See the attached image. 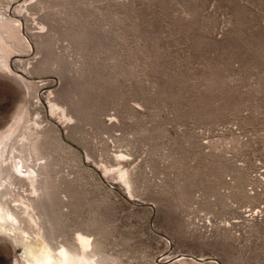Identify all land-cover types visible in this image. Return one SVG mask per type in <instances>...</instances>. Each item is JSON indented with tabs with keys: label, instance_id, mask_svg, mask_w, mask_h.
Here are the masks:
<instances>
[{
	"label": "rangeland",
	"instance_id": "374dc122",
	"mask_svg": "<svg viewBox=\"0 0 264 264\" xmlns=\"http://www.w3.org/2000/svg\"><path fill=\"white\" fill-rule=\"evenodd\" d=\"M14 1L31 50L27 83L0 73V129L46 126L68 227L119 264H264V0ZM0 264L24 249L0 237Z\"/></svg>",
	"mask_w": 264,
	"mask_h": 264
},
{
	"label": "bare ground",
	"instance_id": "6f19581e",
	"mask_svg": "<svg viewBox=\"0 0 264 264\" xmlns=\"http://www.w3.org/2000/svg\"><path fill=\"white\" fill-rule=\"evenodd\" d=\"M14 2L0 0V5L7 7L4 10L0 8V73L27 83L24 72H19L15 66L21 60L20 57L31 49L29 40L23 33L21 14L15 13L18 6L13 10ZM24 4L19 5L22 12L27 9ZM77 33L76 36L79 37ZM80 37L84 38L83 35ZM47 41L49 43L51 40ZM40 66L43 67L38 65L39 68H36L43 71ZM50 104L51 112L59 111L62 117L72 119L73 116L59 102L51 100ZM27 110L25 108L18 111L13 123L6 129H0V237L8 239L14 247L21 246L27 264H119L117 258L104 250L97 228L93 226L95 222L88 228L83 223H76L74 228L68 227L70 215L73 214L69 213L70 210L66 211L65 207L76 205L77 196L72 194L68 178L61 174L58 150L54 147L55 144L49 145L46 135L48 129L46 130V126L39 128L30 124ZM40 123L36 121L35 125ZM116 172L131 188L127 171L118 169Z\"/></svg>",
	"mask_w": 264,
	"mask_h": 264
}]
</instances>
